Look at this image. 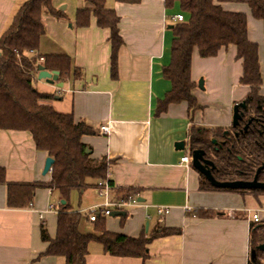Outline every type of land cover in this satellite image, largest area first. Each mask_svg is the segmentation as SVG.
Here are the masks:
<instances>
[{
    "label": "crops",
    "instance_id": "0c3cea01",
    "mask_svg": "<svg viewBox=\"0 0 264 264\" xmlns=\"http://www.w3.org/2000/svg\"><path fill=\"white\" fill-rule=\"evenodd\" d=\"M25 1L0 0V39ZM216 2L225 11L247 16L249 39L259 46L260 94L264 96V22L253 17L246 2ZM53 5L69 20L44 16L46 31L38 53L68 56L72 70L64 81H59L57 71L58 80L53 83L39 79L38 74L33 88L53 94L49 105L85 125L89 133L82 143L91 147L92 158H107L118 194L130 190L140 200L125 215L112 216L109 222L105 219L106 229L134 238L149 235L156 226L181 229L153 240L145 260L110 255L99 244L91 254L90 245L87 264H250L254 260L250 239L254 230L264 225V193L203 190V174L192 162L181 164V158L191 151V126H233L234 106L250 92L240 84L244 68L243 61L237 59V47L229 45L209 58L201 57L195 48L192 79L197 86L193 94L203 108L194 113L192 121L186 102L171 104L157 116L158 101L172 89L162 70L171 62L172 16L180 13L179 6L168 9L164 0H108V7L120 18L123 39L117 76L113 77L110 29L99 27L94 15L88 27L75 24L77 11L92 6L85 0H54ZM75 68L82 75L76 74ZM105 124L111 127L110 134L101 133ZM180 142L186 144L184 150L176 147ZM49 157L48 152L37 149L30 131L0 129V169L5 170L8 183L49 182L50 171L44 174ZM91 188L77 191L83 194ZM60 206L57 190L40 187L30 206L12 207L8 184L0 183V264H64L62 258L41 256L50 245L43 239L42 227L51 239L56 238ZM160 207L170 210L163 220L158 218ZM253 214H259L258 223L252 220Z\"/></svg>",
    "mask_w": 264,
    "mask_h": 264
},
{
    "label": "trees",
    "instance_id": "16d2710c",
    "mask_svg": "<svg viewBox=\"0 0 264 264\" xmlns=\"http://www.w3.org/2000/svg\"><path fill=\"white\" fill-rule=\"evenodd\" d=\"M53 1L26 0L0 39V129L30 131L37 149L48 152L54 159L51 179L47 183H8L5 170L0 169V183L8 184V202L12 207L30 206L36 189L40 187L60 193L61 208L56 238L51 239L42 227L43 239L50 241V245L41 256L62 258L64 264H87L90 245L96 243L113 256L148 259L149 244L153 240L180 233L181 229L156 226L149 235L142 234L134 238L108 231L105 220L100 219L95 225L96 233L85 234L80 228L83 216L71 207L73 191H85L96 186L98 180L108 177L109 161L106 157L92 158L91 147L82 143V137L89 133L85 125L75 122L72 114L60 113L49 105L47 102L55 97L53 94L41 93L32 87L41 66L51 72H60L59 81H64L72 70L68 56H42L38 53L41 37L46 31L44 16L69 20L63 11L54 7ZM85 1L92 8L79 9L75 24L79 28L88 27L94 15L99 27L110 29L112 72L113 77H116L118 50L123 44L118 27L120 18L108 7V0ZM116 1L138 3L140 0ZM164 1L168 9L178 5L186 21L175 22L173 27L175 37L171 47V62L162 70L163 77L171 82L172 89L164 99L158 101L156 115L167 112L171 104L186 102L192 121L194 113L203 108L193 94L197 86L192 79L195 48H198L201 57L209 58L217 56L223 48L235 45L237 59L243 61L244 68L240 84L250 88L245 98L247 107L243 110V119L237 127L229 128L192 125L189 130V148L191 152L197 149L205 151V157L215 164L212 174L216 181H249L257 172L259 179L264 181V96L260 94L263 78L259 46L249 39L247 16L225 11L217 4V0ZM233 1L248 3L253 17L264 22V0ZM74 72L82 75L78 68ZM251 118L254 119L249 123ZM201 180V187L206 191H241L219 188L203 175ZM130 192L128 190L126 194ZM260 192L256 190V193ZM262 243L264 225L257 227L250 239L252 250L255 251L250 264H264V252L258 249Z\"/></svg>",
    "mask_w": 264,
    "mask_h": 264
},
{
    "label": "built area",
    "instance_id": "2783aa9c",
    "mask_svg": "<svg viewBox=\"0 0 264 264\" xmlns=\"http://www.w3.org/2000/svg\"><path fill=\"white\" fill-rule=\"evenodd\" d=\"M172 20L173 22H185L186 16L184 13L180 12L172 16ZM41 60H44V58L41 57ZM110 132H111V127L109 124H105L101 126L102 134L107 135L110 134ZM192 160H193L192 152L189 151L181 158V162H182L181 164L189 165L191 164ZM111 181L112 180L109 175L106 179L98 180L95 186V190L100 201L96 202L92 206L80 212V214L87 219V222L89 224H96V222H98V220L100 219L105 220L109 217H112L116 212L126 213L128 212V210L140 204L138 195L135 194L119 195L113 183H111ZM169 211L170 210L168 207H160L158 210V218L160 220H163V218L169 213ZM216 216H218V214H216ZM41 218H43V216H41ZM252 220L258 223L260 221L259 214H253Z\"/></svg>",
    "mask_w": 264,
    "mask_h": 264
},
{
    "label": "water",
    "instance_id": "95a60500",
    "mask_svg": "<svg viewBox=\"0 0 264 264\" xmlns=\"http://www.w3.org/2000/svg\"><path fill=\"white\" fill-rule=\"evenodd\" d=\"M63 9V8H62ZM172 27V26H171ZM39 79H46L50 82H55L58 80V72H49L43 66L39 68ZM247 105L245 100L239 103H236L234 106V115H233V126L236 127L240 124V121L243 119V112L242 109H246ZM252 120L249 121L251 123ZM249 125V124H248ZM248 125L245 129L248 128ZM216 143V141H214ZM176 147L180 150H184L186 148V144L184 142H180L176 145ZM192 165L193 167L198 170L201 174H203L213 185L222 188V189H234V190H241V191H252L253 189H260L264 190V183L259 182L258 174L255 175L252 181H244V180H235V181H225L219 182L216 181L212 171L215 169V164L213 161L207 159L205 157V151L201 149H197L192 151ZM54 164V159L49 157L46 161V166L44 170V174H47L51 171L52 165ZM125 215V212L122 213H114L113 216ZM258 249L264 252V243L258 246ZM255 257V251H254Z\"/></svg>",
    "mask_w": 264,
    "mask_h": 264
},
{
    "label": "rangeland",
    "instance_id": "374dc122",
    "mask_svg": "<svg viewBox=\"0 0 264 264\" xmlns=\"http://www.w3.org/2000/svg\"><path fill=\"white\" fill-rule=\"evenodd\" d=\"M241 4V3H240ZM72 22H70L71 24ZM200 81H205V80H199ZM33 84V83H32ZM33 87V85H32ZM185 154V153H184ZM96 182V181H95ZM95 188V186H94ZM100 199L98 198V195L96 193V190L91 188V191L88 192H84L83 194H81L80 192H78L77 190H75L74 192H72L71 197H70V204L72 209L76 210V212L78 211V209L80 207L89 205L90 203H96L99 202ZM110 218V217H109ZM107 218L106 220H108V222L111 220ZM95 225L96 224H89L87 222V219L85 217L81 218V231L85 234H93L96 233V229H95ZM98 245L97 244H91V254H94L97 250ZM100 247V246H99Z\"/></svg>",
    "mask_w": 264,
    "mask_h": 264
},
{
    "label": "flooded vegetation",
    "instance_id": "af4514ba",
    "mask_svg": "<svg viewBox=\"0 0 264 264\" xmlns=\"http://www.w3.org/2000/svg\"><path fill=\"white\" fill-rule=\"evenodd\" d=\"M243 110H244V109L241 108V111H242V112H243ZM253 119H254V118H251L250 120H253ZM250 120H249V121H250ZM248 124H249V123H248ZM236 127H237V126H236ZM256 174H257V173H256ZM254 177H255V176H254ZM253 179H254V178H253ZM253 179H251V180H249V181H252ZM258 180H259V182H263V183H264V181H261V180L259 179V174H258ZM256 190L261 191L260 193H264V190H260V189H253L252 192H253V193H256Z\"/></svg>",
    "mask_w": 264,
    "mask_h": 264
}]
</instances>
